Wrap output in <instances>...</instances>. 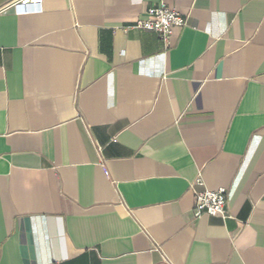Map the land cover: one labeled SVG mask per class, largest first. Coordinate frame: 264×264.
Here are the masks:
<instances>
[{
  "label": "crops",
  "instance_id": "obj_1",
  "mask_svg": "<svg viewBox=\"0 0 264 264\" xmlns=\"http://www.w3.org/2000/svg\"><path fill=\"white\" fill-rule=\"evenodd\" d=\"M9 2L0 264H264V0ZM159 5L168 45L123 29Z\"/></svg>",
  "mask_w": 264,
  "mask_h": 264
},
{
  "label": "built area",
  "instance_id": "obj_2",
  "mask_svg": "<svg viewBox=\"0 0 264 264\" xmlns=\"http://www.w3.org/2000/svg\"><path fill=\"white\" fill-rule=\"evenodd\" d=\"M42 0H10L7 9H14L16 12L37 10ZM185 24V18L175 9H170L164 5L149 7L144 16L135 19L133 23L123 29L142 28L156 32L165 45L169 44V39L175 27ZM194 189L193 215L199 217L202 214L217 215L223 218L229 217L226 212L227 191L225 187H218L209 190L203 187V181L197 177L192 183ZM197 187H200L197 189Z\"/></svg>",
  "mask_w": 264,
  "mask_h": 264
}]
</instances>
